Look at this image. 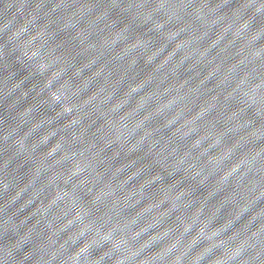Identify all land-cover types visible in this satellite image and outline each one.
I'll list each match as a JSON object with an SVG mask.
<instances>
[{"label":"water","instance_id":"1","mask_svg":"<svg viewBox=\"0 0 264 264\" xmlns=\"http://www.w3.org/2000/svg\"><path fill=\"white\" fill-rule=\"evenodd\" d=\"M0 264H264V0H0Z\"/></svg>","mask_w":264,"mask_h":264}]
</instances>
